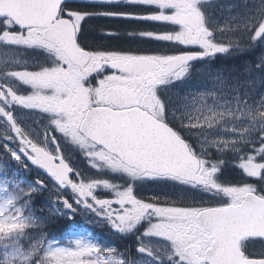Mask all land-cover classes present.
<instances>
[{"label":"snow or ice","instance_id":"1","mask_svg":"<svg viewBox=\"0 0 264 264\" xmlns=\"http://www.w3.org/2000/svg\"><path fill=\"white\" fill-rule=\"evenodd\" d=\"M124 2L135 7L80 10L66 0H34L17 13L0 11V42L44 49L50 60L37 70L15 68L5 63L12 59L7 50H0V117L18 141V151L7 144L5 149L16 160L27 156L61 188L70 187L78 194V203L93 207L91 198L117 231L132 232L147 221L142 235L155 237L157 243L148 246L137 237L138 253L153 254L155 249L169 264H264V91L241 92L242 84L253 81L236 83L241 71L264 70V39L257 44L264 37V3L254 20L219 25L208 22L200 0ZM93 15L165 26L126 29L128 36L162 46L90 48L82 25ZM249 52L254 59L242 60V68L233 63L216 70L213 79L221 84L228 79L226 72L233 74L230 96L212 87L196 90L189 80L190 90L180 97L184 111H168L159 86L188 77L194 61ZM5 77L31 91L18 92L3 82ZM79 93L86 96V103ZM109 101L112 113L96 110L109 107ZM12 105L51 114V123L86 151L94 168L107 167L133 181L169 178L199 189L207 199L141 198L133 183L118 187L108 180L85 181L79 173L73 178L74 170L62 153L31 138L9 110ZM101 121L112 125L103 137L98 132ZM180 129L196 136L198 150ZM193 129L197 131L192 133ZM227 151L236 155L235 165L247 180L260 183H221L217 174ZM101 184L113 190L112 198H97L95 189ZM36 191L0 180V264H140L131 249L102 248L84 240L68 247L50 240L33 207ZM58 199L72 207L66 198Z\"/></svg>","mask_w":264,"mask_h":264},{"label":"flooded vegetation","instance_id":"2","mask_svg":"<svg viewBox=\"0 0 264 264\" xmlns=\"http://www.w3.org/2000/svg\"><path fill=\"white\" fill-rule=\"evenodd\" d=\"M73 7H76L80 10H89V9H108V10H115L119 8L128 9L131 7V5L125 4L124 1L119 3H111V4H95V3H86V2H68ZM201 4V0H200ZM199 4V6H200ZM201 8V7H200ZM165 26L157 25L154 22L151 21H141V20H126L123 18L118 17H110V16H100V15H93L87 17V22L82 25V28L84 31L89 33L88 38L86 39L85 43L88 47L94 48V49H126L131 48L134 45L142 44V45H148L152 47H158L156 46V43L160 44L159 46H162L161 42H152L144 40L140 37L135 36H128L126 35V29L128 28H163ZM107 29H116L117 33H106L105 31ZM19 49L21 53L18 55V58L15 60L16 68L26 67L30 70H37L40 67L50 64L49 60V54L41 48L36 47H22V46H15L10 44H5L3 42H0V50H7L8 54L14 59L15 54H13L12 50ZM20 57V58H19ZM11 59V60H12ZM20 59V60H19ZM252 59V52H249L247 54H237L236 56H227L225 58H215V59H205V60H197L194 61L190 67L189 75L188 77H185L184 79H190V78H196L199 73L204 70L208 69L212 72H216L217 69H219L222 65H231L233 63H241L242 60H251ZM207 67V68H206ZM226 75L229 77L233 74H229L226 72ZM12 79V84L10 86L14 87L18 92H24L27 93L31 91V89L20 83L18 80H16L13 77H8ZM15 84V85H13ZM18 84V86H16ZM171 90V82L162 86H159V95L161 94V91L167 92ZM82 100L81 102L86 103V96L83 93L78 94ZM161 96V95H160ZM162 98V96H161ZM100 99L106 100L107 98L104 96H101ZM164 100L166 101V97L164 95ZM126 103H132V101H127ZM171 104V103H170ZM109 107L104 108L100 107L102 112H113V107L111 106V102L109 101ZM167 109L169 112L173 108L177 112H181L182 109L176 108L172 105H169V103H166ZM97 109V110H98ZM13 112L14 116L17 119V122L27 130L31 136L37 143H39L41 146L47 145L48 150L52 152H56L59 150L63 157L65 158L66 162L69 163L71 168L74 170L72 173L73 178H76L77 173H79V177L81 179H84L85 181L90 179H96V180H108L112 182L114 185H117L118 187H125L129 183L134 184V191L135 194L138 197L144 198L150 195H156V196H168L172 199H188L189 196L195 198V199H207V196H200L199 195V189H192L189 185H184L178 181L169 179V178H157V179H137L133 181L131 178H129L126 174L120 173V172H114L113 170L103 167V168H94L89 163L90 158L86 155V151L77 143L72 141V139L69 136H66L64 133H61L52 123V116L49 113L42 112L38 109H28L21 107L18 109L16 105H12L9 109ZM2 122H0V141L1 145L7 144L8 147L11 149V145L15 147V149H18V141L14 137V133L11 132L10 126L7 125V122L3 120L2 117H0ZM2 128H7L8 133L5 134L2 130ZM181 134L185 136L186 139H188L194 147L198 146L196 145V136L189 134V132L186 129H180ZM197 130L193 129L192 133H195ZM6 136L12 137V139H7ZM15 141V142H14ZM48 143V144H47ZM45 147V146H44ZM6 153L5 158H2V160H8L12 161L14 163L21 162V163H29V160L27 156L21 155L20 160H16L10 157L8 158L9 151L5 150V148H2L0 150V157H2V154ZM216 154L214 153V156ZM234 161L226 158L225 162L220 170V172L217 174V179L224 184H233V183H243L245 180H247V177H240L236 176L239 179L235 180L232 178H227L226 175H223V171L229 169L230 163ZM33 171H36L35 169ZM226 173H229V170L226 171ZM157 180L161 181L157 184ZM164 182L163 186H160L159 184ZM246 182L250 183H260V181L247 180ZM55 189L58 190V197H64L68 200L69 203L72 204L71 208H68L69 210V219L72 222L74 227H80L83 226V228H91L92 224L82 221V214L78 210V208L86 205L82 202L78 203L77 200L80 199L78 197V194L73 192L70 187H56ZM95 195L97 198L104 199V198H112L114 196V192L112 189L105 188L102 184L99 185L95 189ZM217 201L221 200L222 197H216ZM89 204H94V201L91 200V198H88ZM58 204L64 207L63 204H61V200L58 199ZM63 213L59 212L58 216H62ZM105 224L101 227V240L104 243L105 247L103 248H109L113 247L118 250H125V249H131L133 255L137 257H145V258H156L157 255H161L162 253L157 252L155 249L153 251V254L145 253H138L136 252V245L139 243L137 237H140V240H143L147 243L148 246H154L157 243V239L155 237L151 236H143L145 229L148 227L147 221H142L135 229H133L132 232L127 233H121L114 229L112 225L109 223L108 219H105Z\"/></svg>","mask_w":264,"mask_h":264},{"label":"rangeland","instance_id":"3","mask_svg":"<svg viewBox=\"0 0 264 264\" xmlns=\"http://www.w3.org/2000/svg\"><path fill=\"white\" fill-rule=\"evenodd\" d=\"M261 3H264V0H201L200 7L206 16V19L211 24L223 25L227 23L229 25H238L254 20L259 15H261V12L259 11ZM260 39H264V37H261ZM257 44L259 45V40ZM159 45L160 44L156 43V46ZM12 51L13 54H15L14 59L6 60L5 63L8 66H12L16 68V64L18 63H16L15 60L18 58V55L21 53V51L18 49ZM252 59H254L253 53H252ZM238 64H241V68L243 67L242 63H238ZM215 75L216 72H212L208 69H204L199 73V75L196 78H190V79L187 78L184 80L172 81L171 90L167 92L161 91L160 95L162 96V99H164V95H165L166 103H169V105H172L176 108L182 109V111H184V109L181 108L180 106L184 105L185 101L180 97L181 95H183L184 92L190 90L188 83L189 80L192 82V88L196 90H203V88L212 87L215 88L218 92H225L227 95L230 96L232 90L228 86L233 83V79H232L233 75H231L230 77L228 76L227 81L223 84H221L218 80L213 79ZM246 80H252L253 83L251 85L242 84L240 87L241 92H244L245 90L252 91V89L255 88V94L259 95L260 92L264 91V82H259V81H264V70L254 68L251 73H244L243 71H241L239 73L238 80L236 81V83ZM3 82L11 85L12 79L5 77ZM16 86H18V84H16ZM16 107L20 109L22 106L16 105ZM2 130L5 134L8 133L7 128H2ZM217 134H227V133L217 132ZM45 146L47 147L46 144ZM10 147L12 150L18 151V149H15V147H13V145H11ZM10 155L11 154L8 153V158L10 157ZM224 157L225 159L228 158L232 161H234L237 158L236 155L233 154L231 151L225 152ZM9 163L10 165L6 170H4L2 166H0V180H5L6 182H8L9 180L8 177L12 175L11 179H15V184H17V186L34 187L35 189H37L36 193L38 194L45 193L46 195V199L44 201L45 209L47 212L48 210H50L48 213L51 216L55 217V214H58L59 212L67 216L69 215V212L64 213L65 210L63 209V206H60L58 204V191L55 189V187H50V189L44 190L43 188L35 185L32 182V177L30 178L31 181L24 182V177H23L24 171L22 167H19L20 163H11V162ZM235 164H238V161H234L230 163L229 169L223 171V175H226L227 178L233 177L235 180L239 179L236 176L245 178L243 173ZM25 166L27 167V172H29L31 170L28 167L29 164L27 163L25 164ZM228 170L229 173H226V171ZM92 205L93 207L84 205L78 208V210L82 214V221L86 222V224L88 223H91L92 225L97 224L103 227V225L106 223L105 219L107 217L100 215L99 209L94 204ZM76 228H73L71 230L67 229L64 232H56L55 234H51L49 236V239L62 246H68V247L74 246V242L76 240L90 241L92 243L98 244L102 248L105 247L101 238L99 239V236L94 235L92 232L83 229L76 230ZM138 260L140 261V264H169V261L167 259H164L163 257L161 259L139 257Z\"/></svg>","mask_w":264,"mask_h":264},{"label":"water","instance_id":"4","mask_svg":"<svg viewBox=\"0 0 264 264\" xmlns=\"http://www.w3.org/2000/svg\"><path fill=\"white\" fill-rule=\"evenodd\" d=\"M68 1L98 3V4L106 3L105 0H66V2H68ZM120 1H122V0H115L114 3L120 2ZM32 2H34V0H0V11L8 12L10 14L17 13L19 11V8L21 5L26 4V3H32ZM105 113H108V112H105ZM109 113H112V112H109ZM111 131H112V125L109 124L107 121H101L100 127L98 129L100 136L103 137L105 135V133H108ZM32 165L37 166L33 163H32ZM37 167H39V166H37ZM39 169L47 178H49L54 183H57L55 181V179L49 173H47V171L45 169H43L41 167H39Z\"/></svg>","mask_w":264,"mask_h":264},{"label":"trees","instance_id":"5","mask_svg":"<svg viewBox=\"0 0 264 264\" xmlns=\"http://www.w3.org/2000/svg\"><path fill=\"white\" fill-rule=\"evenodd\" d=\"M46 199L45 193L34 195L33 207L37 209L36 215L41 217L44 221V230L49 234H55L56 232H64L67 230L68 221L66 219H55L45 209L44 201Z\"/></svg>","mask_w":264,"mask_h":264}]
</instances>
